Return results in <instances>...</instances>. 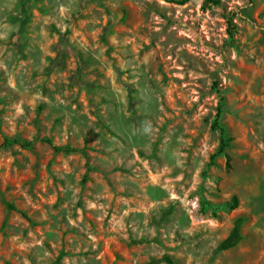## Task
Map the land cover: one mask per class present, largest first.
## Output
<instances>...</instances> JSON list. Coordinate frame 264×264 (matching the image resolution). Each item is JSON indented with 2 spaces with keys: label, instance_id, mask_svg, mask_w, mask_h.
Wrapping results in <instances>:
<instances>
[{
  "label": "rangeland",
  "instance_id": "obj_1",
  "mask_svg": "<svg viewBox=\"0 0 264 264\" xmlns=\"http://www.w3.org/2000/svg\"><path fill=\"white\" fill-rule=\"evenodd\" d=\"M166 258L264 264V0H0V264Z\"/></svg>",
  "mask_w": 264,
  "mask_h": 264
},
{
  "label": "trees",
  "instance_id": "obj_2",
  "mask_svg": "<svg viewBox=\"0 0 264 264\" xmlns=\"http://www.w3.org/2000/svg\"><path fill=\"white\" fill-rule=\"evenodd\" d=\"M222 117V110L220 109V111L218 112V116H217V120L215 122L216 127L218 128V130H220V132L222 133V141H221V148H220V152L224 153L225 149L228 147V142L225 139V134H226V129L220 124V118ZM42 142L48 143V144H52V141L49 139H43L41 140ZM20 145L22 148H31L34 145V142H28V141H23V140H19V139H9V138H5L4 140V146H12V145ZM54 149L56 151H66V152H73L74 150L70 149V148H60V147H54ZM229 165V164H228ZM7 210L11 211L14 210V207L12 205H10L9 203H5ZM239 205V200L236 196H234L232 198V201L229 204V209L234 210L236 208H238ZM244 223V220L242 218H239L235 221L234 227L231 231V233L229 234V236L219 245L218 249L220 251H227V250H231L233 248H235L243 239L242 236V225ZM166 261L168 263L174 264L173 261L170 258H166Z\"/></svg>",
  "mask_w": 264,
  "mask_h": 264
}]
</instances>
